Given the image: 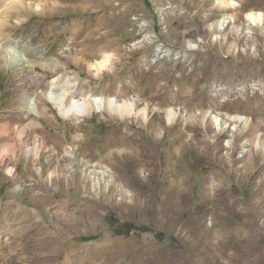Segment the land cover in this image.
Listing matches in <instances>:
<instances>
[{
	"label": "rangeland",
	"instance_id": "1",
	"mask_svg": "<svg viewBox=\"0 0 264 264\" xmlns=\"http://www.w3.org/2000/svg\"><path fill=\"white\" fill-rule=\"evenodd\" d=\"M195 1L44 0L41 11L16 12L28 18L10 30L12 36L25 38L28 48H40L55 63L44 72L47 79L63 73L86 98H143L140 108L156 105L158 112H148L149 126L140 117L94 111L76 128L48 103L55 120L39 117L40 134L74 152L55 153L64 158V173L55 159L40 175L27 157L8 160L16 171L0 166V264H264V22L251 30L246 16L261 12L264 19V0H236L239 21L218 33L205 30L207 15L218 18V11L196 8ZM104 15L112 19L107 29L124 25L118 43L117 30L100 36ZM198 26L204 30L187 34ZM238 35L241 40L231 46ZM106 53L110 61L97 71L94 64ZM15 79L0 68V124L21 119L13 112L17 97L34 101L18 91ZM170 107L180 115L173 125L166 120ZM187 117L196 127H185ZM230 117L257 126L259 148L246 146L253 163L242 154L244 123L231 124ZM213 130L221 133L217 146L210 143ZM84 147L91 150V167L83 163ZM167 187L191 191L165 213L159 208L167 207L161 192ZM218 190L235 202L234 209L219 206L201 226L193 223L203 197ZM19 211L32 212V219Z\"/></svg>",
	"mask_w": 264,
	"mask_h": 264
},
{
	"label": "bare ground",
	"instance_id": "2",
	"mask_svg": "<svg viewBox=\"0 0 264 264\" xmlns=\"http://www.w3.org/2000/svg\"><path fill=\"white\" fill-rule=\"evenodd\" d=\"M40 2L44 3V0H0V68L4 69V70L11 71L16 78L15 79L16 84H17L16 87H17L18 91L26 93L25 95H32V97L34 99L33 102H29V100L28 101H25V100L21 101V100H23V96L21 98L17 97L16 101L18 102V104H17L16 108H14V110H13V112L15 114V115L14 114L13 115L15 117H18L21 114L22 115V117L20 116L21 119L19 121L13 120L11 123L10 122L5 123L3 121V123L0 124V166L5 165V168L9 172H11L14 169H13V167L8 166V160L13 159L17 162H20L22 157H27L31 161L32 169L35 171V173H37L39 175L44 171V168L47 167L48 164H50L53 159H55L54 162L56 163V165L58 163H59L58 165H61L60 166L61 172L64 173L66 171V166H65V164L63 165V163H64L63 159L64 158H59V156H57V155L55 156V153H57V154L61 153L62 157H64V156L72 157L73 152H74L73 148H69L67 150L66 148H62L61 144H59V143H58L59 148L49 144L48 141L44 138V136L41 135L42 134L41 132L44 129V126H43L42 121L39 120V117L47 118L50 120H55V116L51 112L52 108L48 107V103H50L55 108V110L58 112V114L61 117L71 121L73 123L74 127H76V128L79 127L77 125L78 120L82 119V117H85V116L92 114L94 111H105L108 113H116L117 115H120V118L121 117L126 118L127 116L131 118V116H132V117H136V119H137L138 117H140L145 122V124L147 123V125L151 124L150 123L151 119H150L148 112H152V113L158 112V109H157L158 106H156V105H152L150 107V109H148L146 107L140 108L141 104H140L139 100H142L143 98L137 100L136 98L135 99L132 98V96L121 95L120 97L117 96L115 99L109 98L107 101L104 100L103 102H100L99 100H97L93 96H87L88 98H86V96L84 97V95L82 96L81 93L76 92V89L73 88L74 84H72L71 81H68L65 77H63V75H64L63 73H58V74L54 75L52 78L47 79L44 72L47 70H51V71L54 70L55 69V65H54L55 63L54 64L51 63V58H47L45 55H40V51H39L40 48H37V47L28 48L27 45H30V44L28 41H26L25 38L13 37L12 32L10 31V30L16 28L17 25L24 22L26 18H28L24 15L26 12L29 13V12L39 11L41 9L40 6H38V4L40 5ZM195 4H196V8H199V9H202L205 7L210 8V5H211L213 7L212 8L213 10L218 11V14H219L218 18H214V17L210 16V14L207 15L209 24L207 25L205 30H209L212 33H218L221 31L225 32L224 26L227 24L226 26L228 27V25L231 24L232 22H236L238 20V19H236V16L238 17V15L240 14V11H241L240 5L238 4V1H236V0H234L235 6L233 5V0H196ZM104 8H105V5H104ZM21 11H26V12L24 14H17L16 13V12H21ZM249 14H251V18H249ZM104 16L107 17L106 15H104ZM246 16H247V19L251 22V23L250 22L249 23L253 25V26H251V30L254 29L256 26L260 27L258 24H260L261 21L264 22V19H261V17H262L261 12H247ZM173 18L174 19L178 18L180 20V17H178V15H176ZM103 19H104L103 20L104 21L103 28L106 29V32L103 36L102 35H100V36L105 38L109 34L113 35L117 31H119V33H118L119 38H117V40H115L116 43H118L122 37V36H120V30L124 27V25L119 24L118 26H116V28L110 27L107 29V27H109L111 25L112 19H109L108 17L107 18L103 17ZM187 24H192V22L187 23ZM76 26H78V25H76ZM6 29H9V31H7ZM203 30H204V28H201L199 26L193 27L190 29V32H187V34L195 33V32L197 34H199V32H202ZM238 32H240V31H238ZM250 33H254V32L252 31ZM187 34L185 33V37L188 36ZM239 36L240 35H238V37H236L235 43L230 44L231 46L236 45L237 41L241 40V38ZM32 38H30V39L32 40ZM116 43L111 42V41H106L105 45H116ZM60 56H61V54H60ZM110 56L111 55L106 53L102 56V58L99 62H95L94 65L96 66L97 71H100L106 67V65L110 61ZM206 71H208V69L202 71V73L205 75V74H207ZM123 88H125V87H123ZM134 96H135V94H134ZM110 97H112V96H110ZM186 104H188V103H186ZM208 114H209V112L207 110H205L203 112L202 119H201L202 125H204V121H205L206 117L208 116ZM30 115H32V116H30ZM179 117H180V115H178L177 112L174 111L171 107L167 110L166 120L171 125H173L174 123H177L179 121ZM212 118H213L212 122L214 123V127H216L218 125L216 123L217 120L214 117H212ZM193 120H195V119H193ZM193 120H192V118L190 119L189 117L185 118V121H186L185 127L186 128L191 127V126L196 127V125L194 124V122L196 120L195 121H193ZM228 120L231 124L232 123L233 124L244 123L243 124L244 133L243 132H241V133L244 134L243 139H242V145L245 147L244 148L245 151H243L242 154H247V160L246 161L248 163H251V162L253 163V161H252L254 159V158L252 159L253 154L249 153V150L247 149L246 146H252L255 150H257L259 148V146H260L259 137L260 136H259V131H258L257 126L251 125V122L248 123V121H242V120L239 121V118L230 117ZM57 122L58 121L56 120V123ZM151 126H153V125H151ZM204 128L206 129V127H204ZM202 132H204V131H202ZM175 133H173V134H175ZM121 134L122 135L120 136V138L121 139H122V137L125 138L126 132L125 131L121 132ZM130 135H131V133H130ZM216 135L217 136L221 135V133L217 132L216 130H213V133L211 135L213 138L210 141L212 146L218 145V142H216V140H215ZM234 135L235 136H242V134L238 135V133H236V132L234 133ZM190 140L192 141V139H190ZM190 140H188V142ZM77 141L78 140H75V142H77ZM200 141L201 140H199L198 143H200ZM201 143H202V141H201ZM117 146H118V150H121L120 152H127L126 146L125 147L120 146V145H117ZM86 147H84V149L82 150L83 152L85 151V156H86V160L83 161V163H85L91 167L95 164V162L92 159L91 150L86 148ZM112 147H113V145H112ZM97 149L102 151L110 159H115L114 157H112L111 154L108 155L107 153H110L108 151V149L103 150L101 145H98ZM48 151L50 153L46 154V152H48ZM50 154H53L54 157H50ZM125 154H127V153H125ZM116 157H117V155H116ZM135 160H138V159H135ZM139 161H140V159H139ZM120 167H122V166H120ZM114 168H115V165H114ZM112 169H113V166L111 167L110 170L112 171ZM14 171H16V170H14ZM135 171H137V170H135ZM111 175H112V172H111ZM180 182H182V181H180ZM179 187H180V184H179ZM206 188H208V186ZM201 189H203V188H201ZM190 191L191 190L189 188H181V189L176 188V187L175 188H170V187L164 188L163 191H161V192H163V194L165 195L163 202H164V204H167L166 205L167 207H165V208L161 207L159 209H161L162 211H164L166 213V211H167L166 209L169 210V208H171V204L174 206L175 209H177L176 207L179 206V205H177V203L179 204V202H181L180 200L178 201L177 199L179 197L181 198L184 196H188L190 194ZM207 195H210V196H207ZM207 195L205 197H203L204 198L203 200L201 199L202 201L200 200L201 203L198 204L199 213L196 217L193 218V221H194L193 223L198 224V226H201L200 224L203 223V220L205 219L207 214L210 216L212 215V211L214 210V208H218L219 206L223 205V206H225V208L228 211H231L232 209H234L233 206L235 205V202L234 201L229 202L227 200L228 195L225 193L224 190L223 191L222 190L216 191L213 194L214 196H212V194L208 191ZM131 196H130V198H132ZM147 196H148V198H147L146 202L149 205L150 201H152L151 200V193H148ZM182 202H184V201H182ZM143 203L144 202L142 201V204ZM208 203L213 204L211 208L208 207V205H207ZM155 208H153V209H155ZM171 211H169V212H171ZM209 211H211L210 214L208 213ZM19 213H21L23 215V217L25 219H27V221L32 219V216H33L32 212L25 213L24 211H19ZM19 213L13 212V214H19ZM241 214L245 215L246 213L244 214V212H243ZM177 219H179V218H177ZM212 219H213V217H210V220H212ZM207 230H211V229L207 227ZM252 249H254V248H252Z\"/></svg>",
	"mask_w": 264,
	"mask_h": 264
},
{
	"label": "snow or ice",
	"instance_id": "3",
	"mask_svg": "<svg viewBox=\"0 0 264 264\" xmlns=\"http://www.w3.org/2000/svg\"><path fill=\"white\" fill-rule=\"evenodd\" d=\"M233 5L235 6V4H234V0H233ZM249 18H251V14H249Z\"/></svg>",
	"mask_w": 264,
	"mask_h": 264
}]
</instances>
